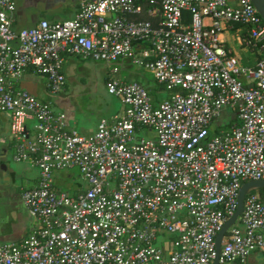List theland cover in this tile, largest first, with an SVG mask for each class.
Listing matches in <instances>:
<instances>
[{"label": "built area", "instance_id": "obj_1", "mask_svg": "<svg viewBox=\"0 0 264 264\" xmlns=\"http://www.w3.org/2000/svg\"><path fill=\"white\" fill-rule=\"evenodd\" d=\"M14 11V0H0V112L11 117L14 160L39 172L21 194L37 225L0 244V264H213L241 187L264 181V21L252 1L89 0L71 20L18 32ZM235 25L259 52L255 67L219 39ZM142 43L149 53H138ZM69 56L107 65L129 59L173 92L154 102L141 83L111 75L106 88L122 113L80 135L50 102L19 88L30 73L50 95L61 93ZM227 107L235 118L214 128ZM70 169L85 184L75 194L55 183ZM256 251L264 252V192L253 188L223 237L219 264Z\"/></svg>", "mask_w": 264, "mask_h": 264}, {"label": "crops", "instance_id": "obj_2", "mask_svg": "<svg viewBox=\"0 0 264 264\" xmlns=\"http://www.w3.org/2000/svg\"><path fill=\"white\" fill-rule=\"evenodd\" d=\"M89 0H14L15 2V11L12 15V27L13 29L18 32L25 28H30L35 26L40 20H47L49 22H64L67 20H71L75 17L76 13L78 12L80 6L86 3ZM148 0H143L145 4ZM160 1V0H158ZM219 39L222 42V45L226 52L230 53L237 60L240 64L248 66V67H255L258 59H259V52L250 49L249 47L244 44L242 39V28L235 27V26H227L223 29L219 35ZM138 53L142 54L144 52L149 53L150 48L147 44H139ZM93 60H81L79 58L69 56L65 59L63 65V73L66 77V82H68V77L74 74V70L80 65V63L89 62ZM98 63V62H97ZM100 63V62H99ZM133 64L129 59H121L119 60L116 65L118 71L115 73L118 74L119 79L125 81H137L141 84H147L144 87L147 91L151 94L154 92L151 97L154 102H160L166 98H168L169 92L162 86H157V84H150L149 81L146 79L145 70L142 67H139L135 71H125L120 69V67H125L126 65ZM135 65V64H133ZM137 66V65H136ZM106 72L103 76L104 83H107V80L110 78L111 75ZM112 74V71H111ZM113 75V74H112ZM132 79H128L129 77ZM117 77V76H114ZM21 82H34L37 84V98L50 102L53 108L65 114V124L69 130H74L78 134L83 136H90L93 135L100 122L102 121H110L115 116L120 115L123 111L122 103H118L113 108V114L109 118H82V115L74 107L73 102L65 95L64 92H61L57 95H54V98H50V95L46 90V84L43 77L40 76H32L30 73H26ZM155 82V81H154ZM21 84V83H20ZM19 84V88H20ZM67 84V83H66ZM67 86V85H66ZM65 86V89L67 88ZM43 88L47 97L41 98L39 95V89ZM64 89V90H65ZM115 97V96H114ZM119 99V98H118ZM120 100V99H119ZM121 102V101H120ZM235 118V114L231 108H224L219 116L214 121V128H220L230 123ZM10 121L11 117L9 113L0 112V125L2 123H8L9 130H10ZM8 149L11 151V161L13 164H17L19 166V173L21 175L22 184L18 189V196L21 202V194L23 191L33 188L37 185L39 172L38 169L33 166L30 162H17L14 160L13 154V145H12V138L9 141ZM6 163V161L2 162ZM19 164V165H18ZM4 170L8 169V166L4 164L2 166ZM77 169H70L66 171H74ZM78 171V170H77ZM60 172L55 174V179L62 178L60 176ZM67 179H73L72 174L68 173L64 176ZM64 178V179H65ZM85 188V184L83 183L81 177L76 182L75 187L72 191H66L70 194H75L78 191ZM59 189V188H58ZM61 190V189H60ZM0 200H2L0 198ZM22 205V202H21ZM23 207V205H22ZM23 213H18L17 208L12 206L9 199L4 198L0 201V244L3 243H12V242H19L25 239L35 228L37 225L36 221L28 214L27 210L23 207ZM31 217L33 221L30 223L28 218ZM253 255L251 262L258 261L259 257H264V252L256 251L250 254ZM249 256V257H250ZM248 257V258H249ZM247 258V259H248ZM241 264H245L247 262ZM264 259V258H263ZM236 264H240L237 263Z\"/></svg>", "mask_w": 264, "mask_h": 264}, {"label": "rangeland", "instance_id": "obj_3", "mask_svg": "<svg viewBox=\"0 0 264 264\" xmlns=\"http://www.w3.org/2000/svg\"><path fill=\"white\" fill-rule=\"evenodd\" d=\"M116 66V64L107 65L103 62L97 63L96 61L84 62L80 63V65L74 70V74H71L68 77V82H66L67 88L62 92H64L63 94L73 102L74 107L80 112L82 118H109L113 114V108L118 103H121L117 97L108 93L106 84L103 80L104 74L108 72V75H112L111 71L113 67ZM138 68V66L133 64L120 67L124 72L135 71ZM144 72L147 75L146 79L149 83L155 84L153 76L146 70ZM113 76H117V78L119 77L118 74H113ZM128 79H132V77L130 76ZM144 85L146 86L147 84ZM39 95L41 98L47 97V94L42 87L39 89ZM54 97V95L50 96L51 99ZM10 139L11 133L9 125L8 123H2L0 125V198L2 200L4 198H7V200L9 199L12 206L17 208V212L23 213V207L18 196V189L22 184V178L19 173V166L13 164L10 160L11 151L8 149ZM4 161H6V163H2ZM4 164L8 166L7 170L2 168ZM60 173L62 178L55 179L56 186L63 191H72L76 182L79 180V172L74 170L62 171ZM68 173L72 174L73 179H67L64 177ZM28 220L30 223L33 221L31 217H29ZM0 241L2 240L0 239ZM253 257L254 256L251 255L245 264H264V257H259L257 262H251Z\"/></svg>", "mask_w": 264, "mask_h": 264}, {"label": "water", "instance_id": "obj_4", "mask_svg": "<svg viewBox=\"0 0 264 264\" xmlns=\"http://www.w3.org/2000/svg\"><path fill=\"white\" fill-rule=\"evenodd\" d=\"M251 1L254 7L256 8V10L258 11L260 17L264 21V0H251ZM20 89L27 91L28 93L32 94L35 97L38 96L37 84L34 82H21ZM253 188L264 189V181L263 180L249 181L241 187L239 194H238V200H237L238 205H237L236 212L228 221L224 223L221 231L216 236V239H215L216 255H215L213 264H219V254L221 250V244H222L223 237L226 235L229 227L241 215L242 210H243V205H244V199L247 194V191Z\"/></svg>", "mask_w": 264, "mask_h": 264}, {"label": "trees", "instance_id": "obj_5", "mask_svg": "<svg viewBox=\"0 0 264 264\" xmlns=\"http://www.w3.org/2000/svg\"><path fill=\"white\" fill-rule=\"evenodd\" d=\"M156 1H158V0H156ZM149 4H150V0H148L144 5L147 6ZM146 19H147V17L144 14L142 16L138 17V20H146ZM235 27H241L242 28V39H243V42H244L246 40V37H247V28L245 26H242V25H235ZM155 84H157V86L158 85L162 86V85L158 84L157 82H155ZM162 87L165 88L164 86H162ZM166 90H168V89H166ZM168 92H169L168 97H170L172 92H173V90H168ZM152 93L155 94L154 92H152ZM153 94L149 93L150 96H152ZM260 190H261V192H264L263 189H260Z\"/></svg>", "mask_w": 264, "mask_h": 264}]
</instances>
